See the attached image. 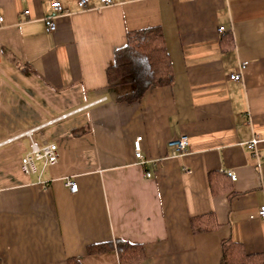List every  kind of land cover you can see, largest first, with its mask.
<instances>
[{
  "label": "crops",
  "instance_id": "crops-1",
  "mask_svg": "<svg viewBox=\"0 0 264 264\" xmlns=\"http://www.w3.org/2000/svg\"><path fill=\"white\" fill-rule=\"evenodd\" d=\"M53 1L0 0V264H119L86 251L115 238L143 246L140 264H217L223 238L264 252V0H57L47 33ZM154 26L173 82L120 100L130 79L109 85L106 69L128 31ZM181 135L185 152L165 154ZM31 140L59 150L40 176L20 170ZM208 212L219 228L193 233Z\"/></svg>",
  "mask_w": 264,
  "mask_h": 264
},
{
  "label": "trees",
  "instance_id": "trees-1",
  "mask_svg": "<svg viewBox=\"0 0 264 264\" xmlns=\"http://www.w3.org/2000/svg\"><path fill=\"white\" fill-rule=\"evenodd\" d=\"M223 49L233 46L230 33L221 37ZM173 67L163 32L154 26L128 31L126 43L114 52V64L106 69L109 85L129 78L131 91L120 96L125 102L139 101L150 88L168 86L173 82ZM220 226L213 212L195 215L190 218L193 233L211 232ZM221 257L217 264H264V252L247 253L243 245L230 238L220 242ZM89 254L115 251L119 264H140L145 259L143 246L115 238L108 243L91 245L86 248ZM67 264H81L76 257Z\"/></svg>",
  "mask_w": 264,
  "mask_h": 264
},
{
  "label": "built area",
  "instance_id": "built-area-1",
  "mask_svg": "<svg viewBox=\"0 0 264 264\" xmlns=\"http://www.w3.org/2000/svg\"><path fill=\"white\" fill-rule=\"evenodd\" d=\"M104 4H110L112 0H100ZM88 5V0H78V6L81 9H85ZM51 7L54 10V14H52L49 17L44 18V27L45 31L47 33H51L56 29V25L54 22V18L56 16H59L63 13H65V9L60 4L59 1H53L51 2ZM25 13H28V11H25ZM2 20V17L0 16V21ZM219 32H224L225 28L223 26H220L218 28ZM247 66V62H241L239 64L238 70L234 73H230L229 78L235 81L242 80V74L243 70ZM32 130L27 131V134L30 136V132ZM140 140L141 137H137L134 141V153L137 159L141 161V163L144 162L141 150H140ZM259 140L257 138H252L247 143L248 151L251 156L255 159V167L260 166V162L258 160V152H257V144ZM188 143L187 136L181 135L180 137L172 138L168 142V146L165 150V154L171 155V156H177L180 154H183L186 150V146ZM59 159V150L55 143H43L38 144L35 141L31 140L30 149L29 151L23 155L20 159V170L25 175L30 174H40L42 171L49 167L54 165ZM227 174L234 180L235 179V173L232 170H227ZM150 174L147 173V176ZM262 186L264 187V178L261 179ZM66 185L69 187L71 193L77 192L78 186L74 181L67 180ZM258 215L260 217H264V205H261L258 210Z\"/></svg>",
  "mask_w": 264,
  "mask_h": 264
}]
</instances>
